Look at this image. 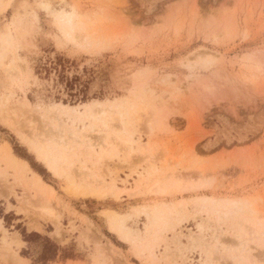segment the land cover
I'll list each match as a JSON object with an SVG mask.
<instances>
[{"label": "rangeland", "instance_id": "374dc122", "mask_svg": "<svg viewBox=\"0 0 264 264\" xmlns=\"http://www.w3.org/2000/svg\"><path fill=\"white\" fill-rule=\"evenodd\" d=\"M0 264H264V0H0Z\"/></svg>", "mask_w": 264, "mask_h": 264}, {"label": "bare ground", "instance_id": "6f19581e", "mask_svg": "<svg viewBox=\"0 0 264 264\" xmlns=\"http://www.w3.org/2000/svg\"><path fill=\"white\" fill-rule=\"evenodd\" d=\"M8 150H9V146L7 147ZM38 157L42 160L45 161L46 163V166L48 167L49 170H51L52 172H54L55 174H58V170H57V165L47 157L46 154L44 153H40L38 155ZM26 164V162H23ZM36 180L35 182H33V185H34V188L38 191V192H42V193H48L50 194V196H54V189L53 187L49 186L48 184L44 183L38 176H36ZM89 194H93L92 191H88ZM3 193V192H2ZM51 216L54 217V218H57V215L55 213H51ZM31 226H34L33 224H31ZM109 228L110 229H113V230H117V228L114 226V222L112 219H110L109 221ZM119 230H120V236L124 239H129V234L128 232L124 231L122 229V227H119ZM55 234H56V237L60 236L61 235V232L59 230H56L55 231ZM58 235V236H57ZM62 237V235L60 236ZM59 237V238H60Z\"/></svg>", "mask_w": 264, "mask_h": 264}, {"label": "crops", "instance_id": "0c3cea01", "mask_svg": "<svg viewBox=\"0 0 264 264\" xmlns=\"http://www.w3.org/2000/svg\"><path fill=\"white\" fill-rule=\"evenodd\" d=\"M12 156V158H13V160H15V163L17 164V165H20V166H23L26 170H28L29 171V165H28V163L26 162V161H24L23 159H20V158H18V157H16V156H14L13 154L11 155ZM23 162H26V164L25 163H23ZM33 176H32V180L29 182V183H31L32 185H33V182H35V180H36V176H38L41 180H42V178L37 174V173H33L32 174ZM43 181V180H42ZM44 182V181H43ZM44 183H46V182H44ZM46 184H48V183H46ZM49 185V184H48ZM49 186H51V185H49ZM52 187V186H51ZM54 189V188H53ZM55 191V190H54Z\"/></svg>", "mask_w": 264, "mask_h": 264}, {"label": "trees", "instance_id": "16d2710c", "mask_svg": "<svg viewBox=\"0 0 264 264\" xmlns=\"http://www.w3.org/2000/svg\"><path fill=\"white\" fill-rule=\"evenodd\" d=\"M15 150V149H14Z\"/></svg>", "mask_w": 264, "mask_h": 264}]
</instances>
